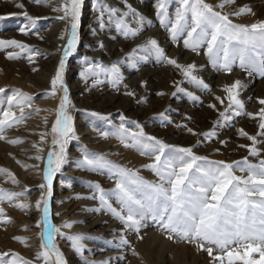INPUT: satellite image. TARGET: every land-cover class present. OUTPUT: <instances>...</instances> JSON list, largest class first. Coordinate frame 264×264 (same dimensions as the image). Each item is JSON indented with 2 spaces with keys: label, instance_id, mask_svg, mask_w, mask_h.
Returning a JSON list of instances; mask_svg holds the SVG:
<instances>
[{
  "label": "rangeland",
  "instance_id": "rangeland-1",
  "mask_svg": "<svg viewBox=\"0 0 264 264\" xmlns=\"http://www.w3.org/2000/svg\"><path fill=\"white\" fill-rule=\"evenodd\" d=\"M100 1L108 2L106 7L110 10V15L105 16L104 24L112 28H110V32L99 28V32L102 34H116L120 31L123 32V30L125 31L126 29L129 31L141 29V26L147 22V19L145 21V18L154 15L153 12L158 8L156 0H84L83 5L81 6L80 20L77 28L78 39L75 51L66 60L63 73L64 87L68 89V97L71 101V104L68 106V115L72 117V126L75 131L76 139L70 140L66 145V162L62 169L54 175L52 180L53 194L49 199V219L54 228L60 230L58 233L53 234V242L62 257L63 264H213L207 253L200 251L196 246V243H190L187 240L181 239L178 235L169 232L164 227L165 221L162 217L167 214L158 206L159 202L156 205L139 210L142 215L137 216V219L140 220V227L138 230L135 227L126 226L125 223H122L115 218L111 212L108 211L106 206H102L100 203V192L97 190L96 185H99V189L106 194L105 199H107L108 204L117 211H121L122 206L114 195L116 183L120 180V176L117 174L119 169H126L133 172L136 174V177H139L140 180L145 182V184L140 185L137 189V198L144 200L145 202H147L148 197L152 195V189L148 188L146 185L151 183L157 185L160 184L159 182H156L157 179L160 181V178L152 171L147 170L140 172L139 170H136L138 169L137 166L135 167L136 169L129 168V166L123 165L121 162H116L112 158H109L106 154L105 156H99L90 152H85L82 146L83 144L79 142L77 137V126L79 120L82 119L83 116L73 110L74 98L71 86L74 82L84 80V76L82 75V71L79 75H74L73 73L77 70L86 68L92 70L91 74H93L95 69L100 68L103 63L107 62V59H101V63H94V61H92L83 64L87 57L89 58L90 56L99 54L98 51H92L91 53L87 52L85 46H87L88 36L85 35V32L88 29V26L92 25L89 20L98 18L103 14V11L98 8ZM259 1L262 2V5L264 6V0ZM53 2L63 3L66 7L71 6L70 0H46V2L39 4L31 2V0H0V17H7V19L0 20V40L16 41L18 44L26 46V49L12 47L0 51V82L6 81L7 83V86L4 85L0 88L6 90L3 93H0V114L8 111L9 107L7 106V103L12 101V99L9 98V95L11 94V89H15L13 88L14 85H11L13 78L8 76V74H4L7 68L12 67L11 65L18 64L21 67L20 69L22 71L20 69L19 71L15 67L12 68L14 72H23L25 79L29 84L31 83L30 85L35 84L33 81L35 75H37L38 78L40 77V79H49L51 82L56 76L60 61L63 59L62 51L65 50L68 40L71 38V25L73 21L70 18V13L68 17L58 16L51 19L47 18V15H44L43 11ZM203 2L212 6L214 10L220 14L228 15L231 18V22L236 25L251 26L252 24H255V22L258 23L264 21L263 19L257 20L256 14L258 12L253 8L254 6L252 4L248 5V7H252L250 9V14L238 15L242 0H235V3L227 4L224 8L217 6L225 3V0H203ZM17 5H22V7H17ZM33 5L38 8V12H35L34 8L30 10V6ZM111 5H119L120 9ZM240 8H244V6ZM180 9V0H168L166 6H164L160 11V14L157 15L158 18H156V21L158 23L152 24L147 28L142 34V38L150 34L151 31H158L157 33H159L158 35L160 36H158V40L155 41L157 47L164 53L163 61L161 62L163 65H166V61L170 56L176 57L175 49H183L181 60L185 59L189 54L193 55V60H200L206 72L210 71L217 75L215 81L220 77H229L235 73H242L247 79L253 82L254 85L252 88L255 95L249 101L242 102V109H237L236 107H232L231 109V111H234L235 113H240L236 116V119L234 118L235 120L232 121L226 129H221L220 125L216 126L215 129L210 128L211 131L205 133V135L201 137L202 142L191 148L192 155L204 158L200 161V165L205 170L210 167L215 168L218 165L222 166V164H232L236 166L234 175L247 178V173L244 172L243 169L247 168L249 165H259L261 161H264L262 159L264 154L257 156H244L237 153L230 155V159H226L222 152H215L212 155L203 156L196 155L195 152L205 151L208 147L217 146L219 142L223 140L224 136L235 132L239 122L246 120H249L252 123L258 121L261 123L264 122L258 118L252 119L254 116L259 117V115H251L254 112L261 114L262 109H264V105L259 103V101L264 100V93L257 91L259 85L264 83V55L258 53L253 63L245 69H241L239 60L236 59L230 65L231 68H228L226 71L224 63H222V57L215 62L209 58L206 41H203L199 45V48L196 47L195 50L183 47L184 45L182 44H184L186 39H189L187 33L191 31L190 28L186 29L184 33L180 34L179 37L173 40L171 29L175 26L174 20ZM113 11H115V14H112ZM90 12H92L93 15H91L89 19ZM25 13H27V16H20V20L13 17L15 15H25ZM37 13L45 18L43 23H38L37 21L35 23L28 18L30 17L32 20H39V18L36 17ZM110 17H112L114 21L110 22ZM121 21L125 28L121 27ZM190 21L191 17L189 16V22ZM63 23H66V26L62 29L60 25ZM98 25H100L99 22L95 24V26ZM39 36L43 38L47 37L46 39L49 40V43H36L34 39ZM97 37L98 35L94 36V38ZM57 38H62L64 41L63 50L52 56L43 57L42 50H48L54 46ZM134 40L135 39L133 38H127L126 40L117 39L112 41V45L125 42V48L123 50L114 52L116 56L123 52H128V46L133 43ZM58 43H61V41H58ZM151 49L154 48L149 47L144 52L136 53V56L140 58V60L146 58L149 59L152 57ZM9 56H17L18 58L9 60ZM33 57L39 62H36V60L33 61ZM125 61L129 62V60ZM2 63L9 67L3 66ZM152 66L159 67L161 65L153 64ZM26 67L32 68V72H27L26 70L24 72ZM113 67H119L121 69L122 64L115 63L114 66H110V69ZM201 70L204 71L203 69H199V71ZM196 71L199 72L198 70ZM122 74H129V72L123 70ZM70 75H74L72 76V81H70ZM100 79L106 80L107 78L94 77V80L96 81ZM159 83L162 84V87L166 92H164L163 95L160 94L147 100V102L153 101L154 99L161 101H164V99L168 100V104H166L167 109L161 112L158 117L154 118L148 128H159L160 130L175 129V127H177L176 123L181 121L188 113L191 114L192 118H190V120L184 118V120L190 122L187 125L182 126L178 132L171 136V138L173 140L178 138H195L196 135L199 134L196 130L213 126L212 118L216 119V117L220 116V113L217 110H213L214 105L210 103L211 100H208L214 91H216V88H213L210 91L196 90V95L199 96V100L192 101L184 94L180 93L173 94L172 97L170 96L169 98L168 92L170 91V88L176 86L177 83L165 80L162 75H158L153 81H150L149 85L155 86ZM117 86V84L111 85L112 88ZM58 88L63 93V89L59 86ZM182 88L194 89V86L192 84H186L182 86ZM97 89L95 92L99 91L101 88L99 87ZM23 90L25 93L33 96V93L29 92L28 89ZM52 91L53 90L48 91L46 95L37 100L44 101L46 97L51 96L50 93ZM219 92L224 96L225 92L223 90H219ZM247 92H251V90H248ZM85 95L87 96L88 94L85 93ZM224 98L226 99V97ZM215 100L216 101L213 100L214 103L219 99ZM169 105L170 108H168ZM210 105L213 107H209ZM144 106L145 105L138 107L135 113H141L144 110ZM191 106H194V108L191 111H188ZM58 110L59 107L50 118V128L47 135H41L45 136V138L41 140L44 144L43 149L48 152L43 161L40 158V154L37 153V145L39 144L37 136L30 130L28 132H22V135H19L18 130H23L24 127V129H26L24 121L17 127L7 129L4 132L7 141L0 139V147L8 150V158L9 160L11 159V165H9L0 158V170H2L0 171V188H3L5 192L12 194L11 203L7 202V198H5L4 202H0V209H2L5 214L3 217H0V219L10 221V223L7 224L0 223V264H17L18 261L28 262V264H37L35 255L31 252V249L36 247L40 248L47 243V234L44 231V225L41 223L43 219V205L41 204L40 209H37L36 205L41 202L42 198H47L46 191L41 188V185L45 184L44 173L47 169L48 154L50 152H59V147L54 146V141L60 140L61 138L58 134L52 132V128L57 119ZM209 110L214 113V117L207 116L206 112ZM127 118H133V115L127 114L126 117L119 116L118 121L113 119H92L99 126L109 128L111 131V135L108 136L109 138L122 139L123 141L120 140V142L123 143V147L125 143H132L128 137L139 133L137 127L121 125L120 119ZM107 121H111L112 124L105 125ZM142 131L147 134L145 130L142 129ZM98 133L103 134L104 131L95 130L94 134L96 135ZM192 133H195V135ZM238 139L246 144V148H249L247 146L248 144L245 143L247 139L246 136H238ZM12 141H24V143L13 144ZM159 141L168 146V151L164 154L166 158L171 159L172 157L182 156L181 153L171 151V149L177 147L170 146L167 138H163ZM154 142L155 140L149 141L140 138V144L133 148H135V152L139 155V153L143 151L142 146L151 145L152 147L148 149L151 150L148 157L151 160L150 162L154 163L153 155L158 154L156 149L159 148V145H155ZM233 145L234 144L230 142L223 145L222 148L232 147ZM85 154H87L90 161L98 165L95 170H89L88 165L83 164ZM35 157H39V159H35ZM184 159L187 160L189 158L184 157ZM41 168L42 173H40ZM79 169L90 171L91 176H83L82 172L84 170H81L82 172H80ZM8 173H11L12 175L9 176ZM24 173L34 176V185L26 186V182L21 180ZM13 177L15 178L14 180ZM134 187L136 186L134 185ZM87 197H93V199H87ZM13 205H24L25 208L21 210ZM28 213L29 216L27 215ZM121 215H124L126 218V211H121ZM38 224L40 225L39 227H37ZM66 224L71 225L67 230H65ZM76 236L84 237V239L80 241V243L83 244L82 253L75 250L73 241L69 239ZM169 236L172 238L168 239ZM38 238L40 239V243H37L38 245L35 247L30 246L32 240H38ZM18 240H24L27 241V243H20ZM46 251L47 248L42 247V249L39 250V254ZM216 252L218 254L219 250L217 249ZM40 261H42L40 264H56L57 257L55 254L49 253L47 261H45L43 257L40 258Z\"/></svg>",
  "mask_w": 264,
  "mask_h": 264
},
{
  "label": "snow or ice",
  "instance_id": "snow-or-ice-1",
  "mask_svg": "<svg viewBox=\"0 0 264 264\" xmlns=\"http://www.w3.org/2000/svg\"><path fill=\"white\" fill-rule=\"evenodd\" d=\"M31 2L39 4L42 3V0H31ZM83 3L84 0H70L71 6L63 9L65 17H68L70 13V18L73 21L72 32L56 76L51 82L53 91L50 93V95L55 96L57 86L63 89V99L60 102L57 119L52 128V132L58 134L61 139L54 141V146L59 147V152H50L47 158V169L44 173L45 184L41 185V188L46 191L47 198H42L41 202L36 205L37 209H40L41 204L43 205L41 223L44 225V231L47 234V243L42 245V247L47 248V251L39 254L37 259L43 257L47 261L49 253H53L57 257L56 264H63L62 257L53 242V234L60 230L54 228L50 222L49 199L53 194V177L62 169L67 159L66 145L70 140L76 139L72 117L68 115V106L71 101L68 97V89L64 87L63 73L66 60L75 51L78 39L77 28ZM164 3L165 0H161V6ZM233 3L235 0H225V3L217 7L224 8L227 4ZM180 4L181 9L176 14V23L171 31L173 40H175L186 29H191L187 33L189 39L185 41L186 48L195 50L201 41H206L209 58L215 62L222 57L226 71L236 59L239 60L241 69H245L253 63L258 53L264 55V22H258L251 26H240L233 24L228 15L220 14L212 6L204 3L203 0H180ZM17 7H22V5H17ZM112 14H115V11ZM245 14H250V9H240L238 15ZM189 16L191 17L190 22ZM3 19H7V17H0V20ZM99 23L101 30H103V18L100 19ZM137 34L133 33V35ZM149 44L163 57L164 53L157 47L155 40L149 41ZM12 47L26 49L25 45L18 44L16 41L0 40V51ZM17 58V56L8 57L9 60ZM168 63L180 67L173 60H169ZM182 71L188 77L191 69H182ZM91 72L92 70H88L82 74L85 82H87ZM117 72L115 67L111 69L112 75L115 76ZM192 79L195 80L194 77ZM195 82L197 84L202 83L199 80ZM96 86L93 85V87ZM240 87V83L236 82L232 88L225 89L230 97L229 105H235L237 109L243 108V104L237 98L239 95L237 90ZM4 91L6 90L0 89V93ZM32 99L24 93H17L13 97L8 111L0 114V139L7 141L4 132L7 129L17 127L28 118L26 109L31 108ZM259 103L264 105V100L259 101ZM209 107L213 106L210 105ZM17 111L19 115H17ZM239 114V112L236 113V115ZM89 115L97 116V113L93 112ZM98 118L107 119V117ZM257 118L264 121V109H262L259 117H252V119ZM137 127L139 128V125ZM259 127L261 129L260 135H264V122ZM192 134L195 135V133ZM242 135L246 134L242 133ZM141 137L149 141L154 140L151 136L144 137L141 130L138 134L128 137L132 143H125L124 146L126 148L135 147L140 144ZM246 138L251 141L253 146L256 144L255 137L246 136ZM41 142L43 143V141ZM12 143H24V141H12ZM154 143L159 145V148L156 149L158 154L153 155L155 162L146 167L157 175L161 182L159 185L154 183L146 185L152 189V195L148 197L147 202L137 198V189L145 182L136 177L135 173L126 169H119L117 174L120 176V180L116 183L114 195L122 206L121 211H126V218L121 215V211H117L108 204L107 199H105L106 194L99 189V185H96L100 192L101 205L106 206L108 211L126 226L135 227L138 230L140 220L137 219V216L142 215L139 210L159 202L158 206L167 214L162 217L165 221L164 227L181 239L196 243L200 251L207 253L213 264H217V262L218 264H264V161H261L259 165H249L243 169L247 173V178H242L234 175L236 166L232 164H222V166L218 165L215 168L210 167L205 170L200 165V161L204 158L192 155L191 148L171 149L175 153H181L182 156L166 158L164 154L168 151V146L159 140H155ZM151 147V145L142 146V150L147 151ZM38 150L43 151V149ZM248 152L252 156L259 155L254 147L248 148ZM184 157L189 159L185 160ZM35 159H39V157H35ZM83 164L88 165L89 170H95L98 167L96 163L88 159L87 154H85ZM8 175L11 176L12 174L8 173ZM11 197V193L0 188V202H4L7 198V202L11 203ZM87 199H93V197H87ZM13 206L21 210L25 208L24 205ZM4 215L3 210L0 209V217ZM0 223L7 224L10 221L0 219ZM39 226L38 224L37 227ZM65 227H71V225L66 224ZM171 238V236L168 237V239ZM69 239L73 241L75 250L82 253L83 244L80 241L84 237L76 236ZM18 242L27 243L24 240H18ZM217 249L219 250L218 254ZM17 264H28V262L18 261Z\"/></svg>",
  "mask_w": 264,
  "mask_h": 264
},
{
  "label": "bare ground",
  "instance_id": "bare-ground-1",
  "mask_svg": "<svg viewBox=\"0 0 264 264\" xmlns=\"http://www.w3.org/2000/svg\"><path fill=\"white\" fill-rule=\"evenodd\" d=\"M58 1H64V0H58ZM44 2H46V0H42V3ZM167 2L168 0H165L164 5L161 6V0H156L157 6L160 7L155 9V11L153 12L154 15L145 18V21L147 19V22L141 26V29H136L132 31L126 29L125 31L123 30V32L120 31L116 34H102L99 32V28H101L100 25L95 26V24L99 22L101 18H103L104 21L105 16L110 15V10L108 9V7H106V5H108V2L106 3L100 1L98 4V8L101 9V11H103V14L98 18L90 19V16L93 15L92 12H90L89 21L91 22L92 25H89L88 29L85 32V35L88 36L87 46H85L87 52L91 53L92 51H98L99 54L90 56L89 58L87 57L83 64L90 63L92 61H94V63L95 62L101 63L102 62L101 59H107V62L103 63V65L100 68L96 67L97 69H95L93 74L89 75L87 82H85V78L83 77L84 80H80L79 82H74V84H72L71 86L72 94L74 98L73 110L74 112H78L83 116L82 119L79 120L77 126V137L79 142L83 144L82 146L84 148V151L99 156H105L106 154L109 158H112L116 162H121L123 165L129 166V168H135L137 166L138 169L136 168L135 169L139 170L140 172L147 171L148 169L146 166L150 163L153 164L152 162H150L151 160L148 157V155L151 153V150H147V151L143 150L138 155L135 152V148L133 147L126 148L125 146L122 147L123 143L120 142V140L123 141L122 139L119 140L117 138L116 139L109 138L108 136L111 135V131L109 130V128L104 126L103 127L99 126L96 122L93 121V119L98 117H107V119L105 120L113 119L118 121L119 116L126 117L127 114H130L133 115V118L120 119L121 125L123 124L134 127H137V125H139V128L137 127V130H139V132L140 129L141 130L143 129L147 132V134L143 132L144 137L151 136L154 138V140H162L163 138L165 139L167 138L170 146L177 148H192L193 146L200 144L202 142L201 137H203L205 133H209L211 131L210 128L215 129L216 126L220 125L221 129H226V127L236 119L237 116L236 113L234 111H231L232 107H236V106L229 105L230 97L228 95V92L225 91V89L232 88L233 85L236 84V82H239L241 87L237 90L239 93L237 98L241 101V103L243 101L244 102L249 101L255 95V92L252 88L254 85L253 82L247 79L242 73H235L233 75H230L229 77H220L218 78V80L215 81L217 75L213 74L210 71L206 72L200 60L198 59L193 60L194 58L193 55L189 54L185 59L181 60L183 49L180 50L175 49L176 57L170 56V58L166 61V65H163V63H161L163 61L162 59L164 56L161 57L155 49H151L152 57L149 59L146 58L144 60H140V58L136 56V53L144 52L149 47H151L149 41L158 40L157 37L160 36L158 35L159 33H157L158 31H151L150 34L144 36V38H142V34L152 24L158 23L156 21V18H158L157 15L160 14V11L164 6H166ZM251 4L254 6L253 8L256 9V11L258 12L256 14L257 20L259 19L264 20V6L262 5V2H260L259 0H242V5L240 7L244 6V8L246 7L248 9H251L252 7L251 8L248 7V5ZM111 6H116L117 8L120 9L119 5H111ZM65 7L66 6L63 3L53 2L49 5L48 8H46V10L43 11V14L47 15L46 17L49 19L56 18L58 16L65 17V13L63 11ZM240 7L239 10L242 9ZM33 8L35 12L36 11L38 12L37 10L38 8L35 5L30 6V10ZM53 14H56L57 16ZM20 16L25 17L24 14L15 15L13 17L20 20ZM13 17H9V18H13ZM36 17H38L39 20H34V19L32 20L30 17L28 18L35 23L36 21L38 23L44 22L43 20L45 18L41 17L40 14L37 13ZM109 21L110 22L114 21V19L110 17ZM174 23H176V17ZM60 26L63 29L65 28L66 23H63ZM121 27L125 28V26L122 24ZM110 28H111L110 26L104 24V30L110 32L112 29ZM133 33H138V34L133 35ZM97 35L98 37L94 38V36ZM177 37H179V35ZM46 38L39 36L36 37L34 40L36 43L45 42L47 44L49 43L48 42L49 40H47ZM127 38H133L135 40L133 41V43H131L128 46V52H123L122 54L116 56L114 52L123 50L125 48V42L121 41L122 43H119L117 45H112V41L117 39L126 40ZM58 41L59 42L61 41V43H58ZM202 42L203 41H201V43ZM182 45H184L183 47H185V42ZM63 46H64V41L62 40V38H57L54 46H52L48 50H42V56L47 57L50 55L52 56L56 53H60L63 50ZM63 55H64V51H62V56ZM32 59L33 61L36 60V62H39L34 57ZM125 60H129V62H126ZM169 60L175 61L176 64L179 65L180 67H175L174 65L169 64L168 63ZM115 63L122 64V67L121 69L119 67H115L118 70V72L114 76L111 73L110 66H114ZM153 64H157L161 66L159 67L152 66ZM2 65L8 66V65H4V63H2ZM11 66L17 68L18 70L21 68L18 64H13ZM12 67L7 68L6 72L4 73L5 75L8 74V76L13 78L11 81L12 82L11 85H14L13 88L15 89H11L12 91L11 94L9 95V98L13 100V97L16 96L17 93H24L27 96L33 98L31 101V108L26 109V115L28 116V118L24 120V123L26 124V129H24L25 128L24 127L23 130L22 129L18 130L19 135H22V132H28L30 130L39 139V144L37 145V148L43 149L44 144L41 142V140L44 139L48 133V130L50 128L49 127L50 118L53 116L57 108L60 106V102L63 99V93L62 91H60V89L57 86L56 89L57 94L55 96L51 95L46 97L44 101L42 100L38 101L37 100L38 98L46 95L48 91L53 90L51 81L49 79L46 80L40 79V77L38 78L37 75H35V77L33 78L35 84L30 85L31 83L29 84V82L25 79L23 72L22 73L14 72ZM229 68H231V66ZM182 69H191L188 77L184 75ZM199 69H203L204 71L202 70L199 71ZM25 70L27 72L28 71L32 72V68L26 67L24 69V72ZM88 70L89 69L84 68L82 70H77L73 74L79 75L82 72L84 74L88 72ZM123 70H127L129 74H122ZM196 70H198L199 72H197ZM74 75H70V81H72V76ZM94 75L96 77H101V78L106 77L107 79L106 80L100 79L96 81L94 80L95 77ZM158 75H162L165 80H169L173 83L174 82L177 83L176 86L170 88V91L168 92L169 98L170 96L172 97L173 94L180 93V94H184L189 100L197 101L199 100L198 98L199 96L196 95L197 92L196 90L210 91L211 89L216 88V91H214L210 99H208L209 101L211 100L210 103L214 105L213 110H217L220 113V116L216 117V119L212 118L213 126L206 128L204 127L201 128L200 130H196V132H198L199 134L196 135L195 138L189 137V139L178 138L173 140L171 136L176 132H178L182 126H185L190 122L188 120L187 121L184 120V118L189 120L190 118H192L191 114L187 113L181 121H178L176 123L177 127H175V129L160 130L159 128H153V129L148 128V126L151 125V123L153 122V119L158 117L159 114H161V112L167 109L166 104H168V100L165 99L164 101L154 99L153 101L147 102V100H150L160 95L161 93L166 92L164 91L162 84L160 83L156 84L155 86L149 85V82L153 81ZM192 77H194L195 80H193ZM196 80L202 81V83L197 84L195 82ZM112 84H117L118 86L112 88L111 87ZM186 84H192L194 86V89L182 88V86ZM4 85L7 86L6 81L0 82V88ZM93 85H97V86L93 87ZM99 87L101 89L95 92V90ZM23 89H28L29 92L33 93V96L25 93ZM219 90H223L225 92L224 96L221 95ZM248 90H251V92H247ZM257 91L264 93V83L262 85H259ZM85 93H87L88 95L86 96ZM128 93H131V95H128ZM224 97H226V99ZM17 99H19V97H17ZM215 99L217 100L219 99V100L216 103H214L213 100L216 101ZM143 105H145L144 110L141 113H135L136 109ZM7 106L8 107L10 106V102L7 103ZM168 108H170V105ZM193 108L194 106L193 107L191 106L188 111H191ZM37 109H39V111H36ZM13 110L16 111L15 108H13ZM93 112L97 113V116L89 115V113H93ZM206 114L209 117L211 116L214 117V113L210 110L206 112ZM17 115H19L18 111H17ZM251 115H260V114L258 112H254ZM110 123L111 121H107L105 125H108ZM260 124L261 122L259 121L252 123L249 120L239 122V125L237 126L235 132L224 136L223 140L220 141L217 146L215 145L212 147H208L207 149H205V151L195 152V154L199 156H203V155H212L215 152L217 153L222 152L226 157V159H230L229 158L230 155L237 153L244 156H249L250 154L248 152V148H246V144L239 141L238 136L255 137L256 144L254 146L252 145L251 141L248 139H246L245 143L248 144L247 146L249 148L254 147L255 150L259 153V155L264 154V139H263L264 135H260L261 132V129L259 127ZM95 130L97 131L103 130L104 133L103 134L98 133L95 135L94 134ZM242 133L246 135H242ZM41 135H45V136H41ZM230 142L234 144L232 147L222 148L223 145H226ZM241 145H243V147H241ZM38 149H37V153L40 154V158L43 161L46 158L48 152H46V150L44 151V149L43 151H39ZM7 151L8 150H5L0 147V158H2L5 161V163L11 165L10 163L11 159L9 160ZM262 159L264 160V157H262ZM85 169H79V170L80 172H82L81 170H84L82 172L83 176L90 177L91 176L90 171H86ZM40 170H41L40 173H42V168ZM21 180L26 182V186L34 185L35 183L34 176L28 175L27 173L23 174ZM40 181H41V177H40ZM160 181H158V179L156 180V182L159 183ZM27 215L29 216V213ZM78 220H83V219H78ZM65 228H66L65 230L68 229V227ZM37 243L38 244L40 243L39 238L38 240L33 239L32 244L30 246L35 247L36 245H38ZM41 249L42 247L40 248L36 247L31 249V252L35 255L37 264H40L42 262L40 261V259H37L39 255V250Z\"/></svg>",
  "mask_w": 264,
  "mask_h": 264
}]
</instances>
